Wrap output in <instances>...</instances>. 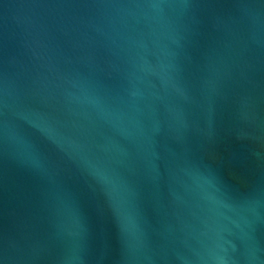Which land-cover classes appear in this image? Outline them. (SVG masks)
<instances>
[{
	"label": "water",
	"instance_id": "water-1",
	"mask_svg": "<svg viewBox=\"0 0 264 264\" xmlns=\"http://www.w3.org/2000/svg\"><path fill=\"white\" fill-rule=\"evenodd\" d=\"M0 264H264V0H0Z\"/></svg>",
	"mask_w": 264,
	"mask_h": 264
}]
</instances>
